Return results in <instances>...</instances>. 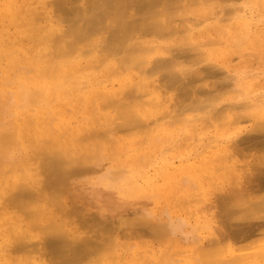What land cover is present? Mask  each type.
<instances>
[{"label": "bare ground", "instance_id": "bare-ground-1", "mask_svg": "<svg viewBox=\"0 0 264 264\" xmlns=\"http://www.w3.org/2000/svg\"><path fill=\"white\" fill-rule=\"evenodd\" d=\"M263 15L264 0H0V88L18 83L0 92V264H264V221L252 216L261 199L252 210L240 194L244 146L264 137V86L214 62L262 45ZM79 113L85 129L66 122ZM71 194L85 207H69ZM156 195L192 220L190 235L178 232L183 219L150 213ZM233 198L246 205L239 221L248 211L258 224L247 244L235 242V211L215 216ZM92 204L96 233L138 221L168 247L147 243L127 262L113 233L81 236L76 218Z\"/></svg>", "mask_w": 264, "mask_h": 264}, {"label": "rangeland", "instance_id": "rangeland-1", "mask_svg": "<svg viewBox=\"0 0 264 264\" xmlns=\"http://www.w3.org/2000/svg\"><path fill=\"white\" fill-rule=\"evenodd\" d=\"M131 12H133V14L134 15H136V11H135V8L134 7H132L131 8ZM264 16V15H263ZM263 34H264V29H263ZM262 37V38H261ZM260 38H261V42H264V38H263V36H261ZM249 53V54H248ZM229 54H231V55H229ZM228 55V57H226L224 60H222V59H218V61L217 60H214V62L215 63H219V66H220V68H221V70L223 69V71L224 72H226V75H230V76H232V75H234V76H239L241 79L242 78H244V79H242V80H244L243 82H245V81H247V80H250V81H252L251 82V84H253V85H256L257 83H258V85L259 84H261L262 83V86H264V43L261 45V43H259L258 45H256L255 47H253V48H250L249 50H247V54L246 55H242V53H240V52H237V51H232V52H230V53H228L227 54ZM261 58H263V59H261ZM222 60V61H221ZM245 60H246V62H245ZM220 61H221V63H220ZM263 61V62H262ZM213 61H212V63H214ZM242 62V63H241ZM209 63V62H208ZM214 63V64H215ZM252 63V64H251ZM3 64L4 63H0V66H3ZM217 64H215V66H218ZM251 64V65H250ZM202 65H207V63L206 64H202ZM210 65H211V63H210ZM209 65V66H210ZM240 65V66H239ZM219 66L218 67H216L217 69L219 68ZM0 69H1V67H0ZM214 69H215V67H214ZM232 69V70H231ZM239 69V70H238ZM220 70V69H219ZM220 70V71H221ZM23 71L24 70H22V73H23ZM243 71V72H242ZM0 72H1V70H0ZM25 72V71H24ZM14 73H16V74H14ZM18 73L17 72H13L12 71V74L10 73L9 74V76H11L12 75V77L13 78H15L16 80H17V75ZM247 76V77H244L245 75ZM2 75V74H1ZM0 75V76H1ZM224 75H222V77H223ZM4 76H2V79H5V78H3ZM9 78V77H8ZM6 79L7 80V82L6 83H11L10 81L13 79V78H11V80H10V78L9 79ZM160 78H161V76H160ZM219 78H221L220 76H219ZM14 79V81H16ZM5 80V81H6ZM8 80H10V81H8ZM0 81H1V83H3L2 85H4V83L5 82H3V80H1V78H0ZM262 81V82H261ZM260 82V83H259ZM14 83V84H13ZM16 83V84H15ZM11 84L13 85L12 87H11ZM11 84H6V86H3V88H5V89H7L8 90V92L10 91H12V89L13 90H15V88H17V85H18V83L17 82H12ZM198 84H200L199 82L197 83V85ZM1 85V84H0ZM16 85V86H15ZM196 84H194L193 85V87H195V89L196 88H198V86L200 87V85H198L197 86ZM260 86V85H259ZM14 87V88H13ZM1 88H2V86H1ZM0 88V89H1ZM3 88L1 89V91L0 92H2L3 91ZM7 90H5V91H7ZM9 92V93H10ZM13 92V91H12ZM0 94H2L3 96L2 97H4V95L6 96V94H3V93H0ZM197 94V96H199V94L198 93H196ZM196 96V97H197ZM1 97V96H0ZM199 98L200 99H202L203 98V96H199ZM3 99V98H2ZM2 99H0V100H2ZM4 99H6V97H4ZM9 102H11V101H9ZM13 102V101H12ZM11 102V103H12ZM15 103H16V101H14ZM2 103V102H1ZM9 103L8 104V106H12V107H8L9 108V110H8V108H6L7 109V114L9 115V112L11 113V114H14V111L16 110V108L14 107L16 104H14V103ZM223 102H221V104H222ZM225 103H223V105H224ZM14 105V106H13ZM222 106V105H221ZM10 108H13V111L10 109ZM31 108H35V107H31ZM15 109V110H14ZM29 109H30V107H29ZM36 110V109H35ZM13 113H12V112ZM6 114V115H7ZM44 114V115H43ZM43 116L45 117V113L43 112ZM47 114V113H46ZM0 115H2V114H0ZM7 115V116H8ZM41 115V113H40V116H41V118H43V116ZM3 116H4V113H3ZM13 116V115H12ZM80 116V117H79ZM82 117V114H80L79 113V115L78 116H76V120H74V121H67V119H66V122L67 123H69V124H71V123H73V124H71L70 125V127L72 128V126L74 127V128H76V129H85V127H86V123L87 122H84V120L82 121V119L81 120H79L80 118ZM5 118H6V116H5ZM32 118V117H31ZM79 118V119H78ZM33 119V118H32ZM79 120V122H78V120ZM47 120H49V119H47ZM47 120H44V121H47ZM80 121L82 122V123H80ZM77 123H78V125H77ZM82 124V125H81ZM83 126V127H82ZM84 133H85V131H84ZM85 135V134H84ZM83 135V136H84ZM85 137V136H84ZM113 138V137H112ZM112 138H110V140L109 139H107V138H103L102 140H104V142H106V144H108L109 146L111 145L110 143L111 142H113V140H112ZM89 139V138H88ZM87 139V140H88ZM91 139V138H90ZM92 140H93V142H92ZM92 140H89L88 142L90 143H94V141L95 142H97L95 139H92ZM112 140V141H111ZM262 141V142H261ZM87 142V144H85V146L86 145H90L89 143ZM259 142H261V143H259ZM258 143V144H257ZM98 144V143H97ZM103 144V143H102ZM101 144V145H102ZM113 144V143H112ZM255 144V145H254ZM95 145H96V143H95ZM99 145V147H97V148H100L101 149V145L100 144H98ZM97 145V146H98ZM105 145V143L102 145V147H105L104 146ZM107 145V146H108ZM105 147V148H102V151H100V153L102 152V154L104 155V153H110V152H112V150L110 149L111 148V146L110 147ZM255 148H254V147ZM260 146V147H259ZM263 146V147H262ZM246 147V150H248V151H246L245 149H244V154H247L248 152H249V154H247V156H243V158L241 159V161L243 160V159H248L251 163L249 164L250 165V167H251V171H249V173H250V175H248V176H246V181H245V183H244V185H242L243 186V191H241L242 193H240L241 195L243 194V197H242V199H244L243 201H242V203L247 199L246 198V196H244V193H245V195H246V191H247V197H248V200L247 201H245L246 202V204L248 203V201H249V205L247 204V206H249V208L251 207V202H250V200H252V199H255L256 200V202L258 201L259 202V200H260V203H257V204H260L259 206H256V203H255V201H253L252 200V206H255L254 208H257L258 207V209H256L257 211H258V213L259 212H261V213H257V211L255 210V214H258V216H262V219H261V217L258 219V217H255V216H257V215H255L254 216V213H252V214H249L250 215V217H251V215L253 216V218H255L254 219V223L255 222H257V221H261L262 220V223H263V221H264V207H263V205H264V203H262L264 200H262V198L261 197H263V196H261V192L263 191V194H264V137H258V138H254V140L251 142V143H249V144H246L245 146H244V148ZM250 147H252L253 148V151H252V148H251V150L249 151V149H250ZM96 148V149H97ZM259 148H262V150H259ZM106 149V150H105ZM106 151V152H105ZM108 151H110V152H108ZM247 152V153H246ZM261 153H263V154H261ZM111 154V153H110ZM260 154H261V156H260ZM109 154H107L106 156H108ZM240 154H239V152H238V157L240 158V156H239ZM242 155H243V153H242ZM261 158H263V159H260ZM259 159V160H258ZM263 162V163H262ZM261 169H263V170H261ZM254 171V172H253ZM253 173H255V174H257V175H255V174H253ZM255 175V176H254ZM182 178H180V180H181ZM179 179H178V182L179 183H181L182 184V181H180ZM261 180H263L262 182H261ZM184 181H186V180H184ZM257 182V183H256ZM86 183H88V182H84V184H86ZM177 184V185H175V186H178V185H180V187H181V184ZM190 183V182H189ZM257 185H256V184ZM259 183H261L260 184V186H259ZM191 184V183H190ZM189 184V185H190ZM184 185V184H183ZM252 185V186H251ZM255 185V186H254ZM245 186L247 187V188H245ZM251 186V187H250ZM257 186V187H256ZM259 186V187H258ZM184 187H185V185H184ZM187 187H189L188 186V183H187ZM190 187H191V185H190ZM260 188L261 187V189H260V191H259V193H260V195L258 196V190L259 189H257L256 191H253V190H255L256 188ZM250 188V189H249ZM253 189V190H252ZM161 190L162 189H160L159 188V190H158V194H160L159 196H161ZM255 192H256V194H255ZM76 194V193H75ZM157 194V195H158ZM235 194H237V193H234V197L236 196ZM156 195V196H157ZM238 195V194H237ZM70 196V195H69ZM72 196H74V194H71V198H72ZM155 196V195H154ZM159 196H157V197H155L154 199H152L151 200V203H148V205H147V207H148V209L150 210V213L152 214V215H155L156 217H157V215L156 214H158V220H159V215L161 216L160 217V220H163L164 222H168L169 224H174V225H176V224H178L177 223V219L178 218H180V219H178V222H179V220H181V219H183L184 221H185V223H184V221H183V226H182V228H181V225L182 224H179L180 225V227L179 226H175V228H176V231L174 232V233H180L181 234V236H183V237H185L184 235H185V232L186 233H188V235H190L189 233H190V231L192 230V228L191 227H193V223H192V220H190L189 218H188V216H186L183 212H181L180 210H177V209H173V208H171V207H168L167 205L168 204H166V202H164L163 201V199H161ZM233 195H231V197H232ZM74 199H75V196L73 197ZM246 198V199H245ZM251 198V199H250ZM173 199H174V201H173ZM176 197H173L172 199H169L168 198V200H170L171 202H173V204H172V206H175L174 205V203H176V202H178V201H176ZM264 199V198H263ZM74 201V202H72V201ZM70 200V198L67 200V202H66V204L69 206V207H71L72 205H73V203H75L76 205H78V206H82V207H85V205H84V203L83 202H81V201H78V200H73V199H71ZM165 200V199H164ZM233 201L232 202H230L229 200H227V201H229V202H227L226 203V201L225 202H221V203H223V204H219L218 205V209L216 210L218 213H219V217L216 215V213H215V216L217 217V220H220L221 218H222V216H223V211L225 212L226 210L228 211L229 210V212L232 214V212H234V215L232 216L233 218H231V219H234L236 222H234V220H232L233 222H232V224H233V229L234 230H238V234L236 235V240H235V242L237 241V242H241V240L240 241H238L237 240V238L238 237H242V235H243V237H245L244 239H245V241H244V243H246L247 244V240H249L250 241V239L254 236V234L256 233L254 230H256V229H258V224H257V228L255 227H253L254 226V224H250L249 222L250 221H252L253 219H252V217H251V219H249L250 221L248 222L247 220L248 219H246V217H248L249 218V216L247 215L246 216V214L248 213V211H247V209H246V211H247V213L245 214V215H241L240 214V218H241V220L240 221H244L243 223L244 224H240V221H239V219H238V216H237V210L239 209V207H240V209H242L244 206H246V205H242V208H241V203H239V198H233L232 199ZM241 200V199H240ZM77 201V202H76ZM236 201V205H237V201H238V208L236 207V205L233 203V202H235ZM262 201V202H261ZM80 202V203H79ZM253 202H254V205H253ZM169 203V202H168ZM230 203H231V205H230ZM262 203V204H261ZM227 204H229V205H227ZM243 204H245V203H243ZM166 205V206H165ZM221 205V206H220ZM234 205V206H233ZM89 207H87V209L84 211V212H82L81 213V215H79V216H77V220H79L78 221V223H76V227H78V228H80V231L82 232V235L81 236H84L85 234H87V235H89V237H96L97 235H102L103 237H105V238H107L108 236H111V234H112V236H116L117 237V242H118V244H121L122 243V247H123V249L121 250V252H119L122 256H123V258L125 257L126 259L125 260H127V262H130V261H132V260H134L135 258H133L134 257V255H135V252H138L139 254H141L142 252V250L143 249H146L147 248V243H150V244H157V242L155 243V241H153L154 239L156 240V239H158V240H156V241H159L160 239L158 238V237H156L155 235H152V236H149L148 235V233L146 234V236H145V234L143 233L144 232V230L143 231H141L139 228H138V225H137V223H138V221H137V223H135L137 226H135V224H134V222L133 223H131V222H129L128 223V225H127V223H126V226H125V224H122V227L121 226H118L119 227V229H118V227H113L112 229L113 230H111V228H109V230H105V231H98V233H96L97 231H95V230H92V228H91V226L93 225V224H91L88 220V216H95V213L94 212H96L97 211V209L95 208V206L92 204V205H88ZM164 206V207H163ZM224 206V207H223ZM226 206V207H225ZM228 206H231V207H228ZM160 207H162V208H164V209H166V210H164V211H166V212H163L162 213V209H160ZM234 207H236L237 209L236 210H232ZM260 207H263V208H260ZM224 208V209H223ZM225 208H226V210H225ZM228 208V209H227ZM230 208V209H229ZM245 208V207H244ZM252 208V210H253V207H251ZM260 208V209H259ZM220 209V210H219ZM223 210V211H222ZM243 210H245V209H242V211ZM251 209H249V212H252V211H250ZM158 211V212H157ZM215 211V212H216ZM222 213V214H220V212ZM239 211V210H238ZM241 211V210H240ZM239 211V212H240ZM86 213V214H85ZM89 213V214H88ZM131 213V212H130ZM130 213H128V214H125V217L126 218H128L127 216L128 215H131ZM135 213V212H134ZM161 213H162V215H161ZM236 213V214H235ZM75 214V212H73V217L72 218H75L76 217V214ZM239 214V213H238ZM242 214H244V213H242ZM263 214V215H262ZM127 215V216H126ZM134 214H132V216H133ZM185 215V216H184ZM154 216V217H155ZM184 216V217H183ZM234 216H237V218H234ZM245 216V217H244ZM138 217V215L136 216L135 215V220H136V218ZM156 217L154 218V219H156ZM242 217H244V218H242ZM93 218H95V217H93ZM104 218H107V217H104ZM125 218V219H126ZM130 218V217H129ZM129 218L128 219H126V222H127V220H129ZM162 218V219H161ZM185 218V219H184ZM131 219H133V217L131 218ZM138 219H140V217L138 218ZM164 219H166V220H168V221H166V220H164ZM176 219V220H175ZM236 219H238V220H236ZM245 219V220H244ZM83 220V221H82ZM102 220H105V219H103L102 218ZM176 221V224H175V221ZM131 221H133V220H131ZM182 221H180V223L182 222ZM239 223H238V222ZM245 221H247V222H245ZM83 222V223H82ZM191 222V223H190ZM188 223V224H187ZM245 223H249L248 224V226H247V228H246V225H245ZM259 223V222H258ZM130 224V225H129ZM173 224H172V226H173ZM186 224V225H185ZM235 224H236V226L239 228H236V226H235ZM238 224H240V225H244L245 227H240ZM261 224V222L259 223V225ZM90 225V226H89ZM191 226L190 228L191 229H189V227H186L185 228V226ZM128 226V227H127ZM129 227H133V228H130L129 229ZM142 227V226H141ZM174 227V226H173ZM178 227H179V229L181 230V231H178L179 229H178ZM115 228V229H114ZM187 228H188V230H187ZM253 228H254V230H253ZM123 231H122V230ZM132 229H134V231H135V229H137V230H140V233L138 234V232H137V230L134 232ZM142 229V228H141ZM171 229H173V228H171ZM178 229V230H177ZM240 229H241V232L243 233V234H241L240 233ZM245 229H246V231H245ZM183 230H184V232H183ZM251 231V230H253L254 231V233L251 231V233L253 234V236L251 237V234H250V232H248V231ZM88 231H89V233H88ZM112 231V232H111ZM122 231V232H121ZM133 231V234L139 239V240H137V238L136 237H134L133 235H132V232ZM148 231V230H147ZM178 231V232H177ZM188 231V232H187ZM257 231V230H256ZM137 232V233H136ZM146 232V231H145ZM182 232V233H181ZM246 233H248L249 235H250V238H249V236H247L246 235ZM93 234V235H92ZM114 234H116V235H114ZM126 234V235H125ZM130 234V235H129ZM149 234H151L150 232H149ZM157 234V233H156ZM182 234H184V235H182ZM241 234V236H239ZM244 234L248 237H246V236H244ZM91 235V236H90ZM95 235V236H94ZM141 237H140V236ZM145 236V238H142V237H144ZM192 235V234H191ZM133 236V237H132ZM153 236H155L156 238H153ZM179 236V237H178ZM194 236V235H193ZM127 239H125V238ZM129 237H131V238H129ZM142 238V239H140V238ZM175 237L177 238H179L180 239V235H178V234H175ZM183 237H181L182 238V240H183ZM243 237L241 238L242 240H243ZM152 238V239H151ZM192 238V237H191ZM194 238V237H193ZM188 239H190V237H188ZM187 239V242L188 243H191V241H193V242H195V238L194 239H192V240H188ZM234 239H235V237H234ZM140 240H142V242H139ZM127 241H128V243H127ZM143 241H144V243H143ZM154 242V243H153ZM160 242V241H159ZM192 242V243H193ZM132 243V244H131ZM142 243V244H141ZM162 243V242H161ZM243 242H241L240 244L242 245V244H244ZM139 245V249H136L135 247H133V245ZM126 245V249H125V246ZM155 245H154V247L153 248H155ZM161 246V247H160ZM142 247V248H141ZM165 247H168L166 244H162V245H158L157 244V246H156V250H160V251H165L166 250V248ZM161 248V249H160ZM136 249V250H135ZM133 252V253H132ZM167 252V251H166ZM133 256H131V255ZM130 256V257H129ZM139 256V255H138ZM133 258V259H132ZM175 259H177V257L175 258ZM174 261V260H173ZM176 262V261H175ZM175 262H172V264H181V263H175ZM168 264H171L170 262H167ZM166 263V264H167ZM132 264H136V263H132Z\"/></svg>", "mask_w": 264, "mask_h": 264}]
</instances>
